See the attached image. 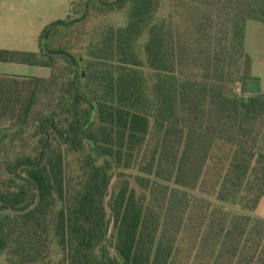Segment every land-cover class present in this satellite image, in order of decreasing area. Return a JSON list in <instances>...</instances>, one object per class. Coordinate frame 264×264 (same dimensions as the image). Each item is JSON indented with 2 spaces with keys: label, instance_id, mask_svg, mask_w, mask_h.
Returning a JSON list of instances; mask_svg holds the SVG:
<instances>
[{
  "label": "trees",
  "instance_id": "1",
  "mask_svg": "<svg viewBox=\"0 0 264 264\" xmlns=\"http://www.w3.org/2000/svg\"><path fill=\"white\" fill-rule=\"evenodd\" d=\"M166 1L88 0L0 50L51 70L0 134V264H264V94L235 92L264 0Z\"/></svg>",
  "mask_w": 264,
  "mask_h": 264
},
{
  "label": "crops",
  "instance_id": "2",
  "mask_svg": "<svg viewBox=\"0 0 264 264\" xmlns=\"http://www.w3.org/2000/svg\"><path fill=\"white\" fill-rule=\"evenodd\" d=\"M251 24L252 22H248L246 27L242 76L236 91L240 97L244 98L264 94V24L257 22L255 25ZM8 51L40 53L18 49ZM41 70L46 72L47 68L15 62H0V134L19 128L23 124L36 79L49 77V74L43 76ZM263 206L264 198L257 211H261ZM257 211L255 215L264 219V212Z\"/></svg>",
  "mask_w": 264,
  "mask_h": 264
},
{
  "label": "rangeland",
  "instance_id": "3",
  "mask_svg": "<svg viewBox=\"0 0 264 264\" xmlns=\"http://www.w3.org/2000/svg\"><path fill=\"white\" fill-rule=\"evenodd\" d=\"M86 1L88 0H2L0 3V50L18 49L40 52V37L44 29L58 21L67 20L72 15L73 6L82 11ZM170 13V1L167 0L164 7L159 10L158 16L167 17ZM109 20L117 27H124L127 24L124 12L113 13ZM255 23L252 22L251 25ZM41 71L43 76L51 75L49 68L46 72ZM237 87L238 84L235 92ZM261 145L264 150V141ZM232 211L240 213L236 208H232ZM257 212H264V206ZM58 258L57 249L54 247V259Z\"/></svg>",
  "mask_w": 264,
  "mask_h": 264
},
{
  "label": "water",
  "instance_id": "4",
  "mask_svg": "<svg viewBox=\"0 0 264 264\" xmlns=\"http://www.w3.org/2000/svg\"><path fill=\"white\" fill-rule=\"evenodd\" d=\"M117 179V173H115L113 179L111 180V183H110V187H109V194L108 196L106 197V200H105V203H106V207L108 209V211L111 213L112 210L111 208L108 206V202L110 201L112 195H113V186H114V183ZM114 217L112 218V221H111V224H110V227H109V232H108V235H107V239L110 238L111 234H112V231H113V228H114ZM114 253L117 255V253L114 251Z\"/></svg>",
  "mask_w": 264,
  "mask_h": 264
}]
</instances>
